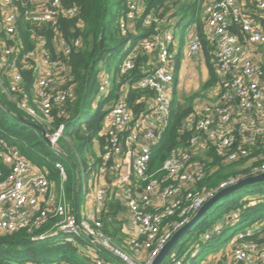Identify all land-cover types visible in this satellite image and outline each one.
<instances>
[{"label": "built area", "instance_id": "built-area-1", "mask_svg": "<svg viewBox=\"0 0 264 264\" xmlns=\"http://www.w3.org/2000/svg\"><path fill=\"white\" fill-rule=\"evenodd\" d=\"M145 2L126 0L117 21L122 35L143 15ZM256 7L264 10V0L257 1ZM247 8L241 0L205 1L203 32L213 45L219 80L212 99L196 102L193 113L183 120L181 130L190 132L186 145L174 149L157 169L150 166L152 150L167 126L173 101L177 57L169 27L174 20L166 30H156L134 45L119 65L114 77L120 84L118 97L104 116L99 132L102 141L95 142L94 174L86 182L87 167L76 171L72 199L66 194L67 173L61 162L55 163L56 184L49 170L16 149L0 151L8 162L7 173L0 172V233L30 231L51 223L35 238L61 235L63 242L86 253L92 264H152L174 232L189 223L218 191L241 178L263 174L264 153L249 154L264 137V29ZM77 14V7H66L61 0H0V93L31 123L46 127L42 137L62 156L58 141L64 124L54 128L52 123L56 117H68L65 104L76 96L68 60L82 42L79 37L66 40L57 24ZM152 21L159 22L147 13L142 23L149 26ZM49 29L53 32L50 39L46 35ZM185 43L189 58L203 47L189 31ZM139 51L152 54L147 61L151 68L143 67V75L131 84L121 83V77L135 69ZM97 82V95L105 98L113 81L97 73ZM131 90L143 92L134 101L145 103L137 114L126 100ZM210 148L222 155L223 163L242 160L247 173L214 188L197 189L207 173L205 155ZM81 182L85 193L89 187L93 189L84 210L77 199ZM113 199L125 209L123 217L117 216L120 244L104 229V223L112 220L107 212ZM220 229L214 225L204 240ZM245 235L250 236L251 231ZM238 237L212 264H264V243L237 241Z\"/></svg>", "mask_w": 264, "mask_h": 264}, {"label": "trees", "instance_id": "trees-1", "mask_svg": "<svg viewBox=\"0 0 264 264\" xmlns=\"http://www.w3.org/2000/svg\"><path fill=\"white\" fill-rule=\"evenodd\" d=\"M110 1L112 0H61V3L66 7H77L78 14L72 19H60L57 28L66 40L79 37L82 42L79 50L72 53L68 60L74 75L76 96L72 101L65 104L68 117H56L52 123L54 128L60 123L64 124L63 136L59 139L58 145L65 156L56 155L42 137L40 129L47 131L46 127L31 123L22 111L0 93V151L8 152L10 149H16L32 163L49 170L56 184H58L59 178L55 163L61 162L67 173L65 189L69 199H72L75 193L76 171L80 172L81 167H86V161L81 159L79 151L85 150L93 142L98 144L102 141L99 132L104 116L108 106L118 97L117 92L120 84H116L113 80L109 94L93 106L97 96V73L100 67L117 58L118 69L134 45L148 38L156 30H166L170 20L184 21L181 39L185 37L189 28H195V34L203 45L201 52L205 56L208 76L200 91L183 97L182 103H176V88L173 87V101L168 123L159 142L152 150L150 161L152 169L160 167L174 149L186 145L190 132L181 130L183 120L193 113L194 100H201L202 97L207 96V93L217 85L219 80L214 68V48L203 32L206 18L205 15L201 14V11L206 0H146L143 15L133 23L126 35H122L117 27V21L126 8V0H113L116 11L112 18L108 17ZM147 13H151L159 22L152 21L149 26L143 25L142 21ZM161 21L165 24H161ZM52 33L51 29L47 30L48 39L51 38ZM151 57L152 54L139 51L135 58V69L121 77V83L131 84L142 76L143 67L151 68L147 65V61ZM176 57L174 85L179 70L178 51ZM142 93L131 90L126 96L128 104L136 114L145 108V103H134ZM92 109L93 113L89 115ZM80 116H87V118L77 124V118ZM20 117L26 121H21ZM73 143L77 144V149L74 148ZM74 152L76 153V160ZM262 153H264V137L251 147L249 157ZM205 156L208 158L206 159L207 173L196 186L197 189L201 187L214 188L219 183L231 177L246 174L248 171L243 167L242 160L223 163L222 155L214 148H210ZM6 162L7 160L0 156V172L4 174L8 171ZM232 165L236 167L231 168ZM250 187L255 188L254 196L247 198L245 194H240L226 204L225 212L230 208L235 216L230 218L231 220H227L225 224L228 222L239 224L253 218L247 229L238 232L237 235H242L237 236V241L245 239L264 243V181L254 183ZM77 199L79 201V192ZM251 199L254 201H249ZM120 209L121 204L113 199L107 212L108 215L112 216V220L104 223L105 231L117 244L121 242L119 236L121 221L117 220ZM230 210L228 211L231 212ZM50 226L51 223H48L30 231L24 228L13 233H0V264H92L90 257L70 242L59 243L54 237L35 238ZM222 228L223 226L216 233H220ZM247 230L251 231L250 236L245 235ZM191 231L190 228L186 233ZM213 238L212 235L211 239ZM84 242L83 240L78 241L82 245Z\"/></svg>", "mask_w": 264, "mask_h": 264}, {"label": "rangeland", "instance_id": "rangeland-1", "mask_svg": "<svg viewBox=\"0 0 264 264\" xmlns=\"http://www.w3.org/2000/svg\"><path fill=\"white\" fill-rule=\"evenodd\" d=\"M183 1H188V0H183ZM108 9H109L108 17L112 18V16L115 15V11H116V5L115 2H113V0L110 1ZM201 12L202 15H205L203 9ZM183 26H184V21H178L169 27V31H171L174 36L173 50L175 51V53H177V50L181 45V52L179 54L180 69L177 72L179 77L178 78L179 88H177L175 92L176 103H182L183 97L191 95L192 93L199 92L203 82H205L206 80L202 72V62H203V59L201 58L202 54L199 53L197 56L192 58L186 57L185 52L187 50V46L185 43V38H184V42L182 41V43L179 45L182 36ZM188 31L189 34L193 35L195 33V28L191 27L189 28ZM188 31L185 34H187ZM203 57L205 59L204 55ZM199 68L201 69V71H199ZM116 71H117V58L114 60L112 59V61L100 67L98 74L99 77H107L111 81H113L116 75ZM212 91L213 90L208 92L207 96H204L202 94L204 98L202 97L201 100L206 101L208 100L209 97L211 98V96L213 95ZM99 100L100 97L97 95L93 102V106ZM198 100L199 99L194 100L193 106L196 104V102H200ZM92 113H93V109L90 111L89 115H91ZM87 116L78 117L76 121L77 124H80L82 121H84L87 118ZM73 144H74V148L77 149V144L76 143ZM74 154L76 160V153L74 152ZM97 155L98 153L95 148V142H93L92 145H89V147L86 148L85 150L79 151V156H81V159H85L86 161L87 171L84 176V181L86 182L94 174V169L91 164L93 159L96 158ZM235 167H236L235 165L231 166V168H235ZM92 194H93V189L91 187H89L85 193V191L83 190V182H81L79 189L80 210L86 209L87 197L92 196ZM240 194L243 195L245 194L246 195L245 197L251 198L252 196L255 195V188L250 187V185L244 186L238 189L237 191H235L234 193H231L228 196L223 197L219 201H217L191 228L192 231L190 233H185L184 236H182L178 240V242L172 247V249L165 256L163 260V264H176L177 261H182V264H212L215 259L218 260L219 255L224 253L225 248L230 244H232L236 236H238L237 235L238 232L247 229L249 227L248 225L251 223L253 219V218H249L248 220L243 221L242 223L239 224L229 223V222L225 224L227 220H229V217L233 215L232 214L233 211H231L230 208H228V210H230L231 212H229L228 210L225 212V210L227 209L226 204L230 200H233L235 196H239ZM249 201L253 202L254 200L251 199ZM243 204H245V202H243ZM118 215L122 217L125 215L124 207L121 206ZM216 224L223 226L221 232L213 233V237H214L213 239H210L208 241L204 240V234L212 230L213 226ZM54 239L59 243L63 242V236L61 235H58ZM193 253H196V255L193 256ZM173 256H175V258H173ZM171 257L173 258L172 260Z\"/></svg>", "mask_w": 264, "mask_h": 264}, {"label": "water", "instance_id": "water-1", "mask_svg": "<svg viewBox=\"0 0 264 264\" xmlns=\"http://www.w3.org/2000/svg\"><path fill=\"white\" fill-rule=\"evenodd\" d=\"M21 121H26L22 117L19 118ZM40 131L43 133V131L40 129ZM47 143L49 141L45 139ZM264 181V173L259 174V175H254V176H247L244 178L239 179L235 184L226 187L220 191H218L211 199L206 201L201 208L197 211L195 216L191 219V221L184 226H182L180 229H178L170 240L165 244L163 249L160 251L158 256L155 258L152 264H161L167 255V253L172 249V247L177 243V241L190 229L192 228L200 219L201 217L221 198L228 196L231 193H234L238 189L247 186V185H252L254 183H260Z\"/></svg>", "mask_w": 264, "mask_h": 264}, {"label": "crops", "instance_id": "crops-1", "mask_svg": "<svg viewBox=\"0 0 264 264\" xmlns=\"http://www.w3.org/2000/svg\"><path fill=\"white\" fill-rule=\"evenodd\" d=\"M257 1H259V0H241V2H243V3H245V4H247V10L250 12V14L254 17V19H256V20H259V22L261 23V25H262V27H263V29H264V11L263 10H260V9H258L257 7H256V4H257ZM203 6H204V4H203ZM203 9V8H202ZM161 24H164V22L163 21H161ZM186 37H187V34H185V39H186ZM184 38L183 39H181L180 40V43H179V45L182 43V41L184 42ZM178 52H179V54H180V52H181V45H180V47H179V49L177 50ZM201 54H202V59H203V62H202V72H203V76H204V78L205 79H207V76H208V72H207V67H206V62H205V59H204V57H203V53L202 52H200ZM197 56V55H196ZM201 56V55H200ZM179 57H180V55H179ZM199 61H200V59H199ZM199 61H198V63H199ZM179 65H180V63H179ZM180 69V68H179ZM199 71H201V69L199 68ZM198 73V72H197ZM178 74H177V77H176V79H175V88L177 89V88H179V81H178ZM181 83V82H180ZM209 99H210V97H209ZM208 99V100H209ZM211 99H212V97H211ZM210 99V100H211ZM198 101H200V100H198ZM216 260V259H215ZM210 261V260H209Z\"/></svg>", "mask_w": 264, "mask_h": 264}]
</instances>
